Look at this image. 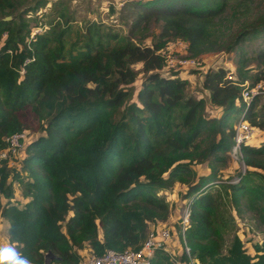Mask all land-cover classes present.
Here are the masks:
<instances>
[{
    "label": "trees",
    "instance_id": "16d2710c",
    "mask_svg": "<svg viewBox=\"0 0 264 264\" xmlns=\"http://www.w3.org/2000/svg\"><path fill=\"white\" fill-rule=\"evenodd\" d=\"M229 1L129 0L133 30L150 18L160 22L149 45L100 21L73 26L65 8L31 34L23 15L44 0H0V148L10 133L43 132L20 159L29 198L21 208L0 206L8 239L29 264H77L84 248L136 249L149 223L168 217L170 203L156 190L174 181L185 185L180 196L189 201L184 238L194 264H264L263 240L252 243L251 255L236 234L224 252L221 246L234 228L229 207L264 208V141L240 146L245 170L238 182L220 176L234 123L242 118L264 130V97L241 99L244 81L264 79V9L254 13V0H236L227 11ZM258 36L257 71L249 74L251 57L240 43ZM168 37L184 40L189 57L234 50V75L208 67L200 80L207 101L187 93V79L162 71L156 50ZM136 62L143 77L134 91ZM199 163L205 174L193 168ZM5 179L1 166L0 191L9 198ZM170 257L156 249L151 264H175Z\"/></svg>",
    "mask_w": 264,
    "mask_h": 264
},
{
    "label": "rangeland",
    "instance_id": "374dc122",
    "mask_svg": "<svg viewBox=\"0 0 264 264\" xmlns=\"http://www.w3.org/2000/svg\"><path fill=\"white\" fill-rule=\"evenodd\" d=\"M128 1L129 0H44V3L39 6L36 10H31L28 12L26 11V14L23 16L27 19L28 25L31 29L30 33L32 34V31L34 32L38 29V27L39 31L46 29L49 26V22L57 19V10L65 8L67 14L71 17V24L73 26L82 27L86 19H92L103 22L104 24H108L111 28L120 31L121 33L129 34L133 37L135 41H140L142 44L150 45L153 41L156 40V35L159 33L160 30V22L150 18L145 28L141 29L140 24L133 30L131 27V23L135 16V10L132 6L127 3ZM254 1V13L257 12L259 9H264V0ZM233 4H236V0H230L229 6L226 8V10L230 11L233 7ZM168 38V42L165 41L162 47H164L165 43L167 42L169 48H171L174 45H172V43H169L170 41L182 40L179 37L174 39L171 37ZM240 44L246 54L251 57L247 64L249 74H253L257 71V66L255 65L252 56L255 50L262 45V38L260 36L249 37L244 39ZM196 58L199 61V65L196 68L191 67L184 70H178L179 68H176L175 70L169 71H176V73H180L181 75L185 74L184 77H188V79L186 78L188 81V84L186 86V92L189 94H193L196 97L201 96L207 101V94L205 93L206 91L200 87V80L203 72L208 67L214 68L217 66H223L224 68L230 70L231 73H233L234 75V61L236 58V53L234 50L224 49L216 52L203 53ZM132 66L137 71L136 76L133 82L131 83V86L135 91L143 77V72L140 70V62L133 63ZM186 74L192 75L188 76ZM260 81L261 85L264 87V79ZM260 98L262 97L260 96ZM135 99L136 98L133 93L131 96V100ZM206 114L213 116L216 114V112L215 110L210 108L206 111ZM29 117L30 115L27 117V121L29 120ZM29 123L31 125L35 124L33 120H31V122ZM23 131L25 134V140L29 141L43 133L40 130H36L34 127H32L31 129H24ZM257 133H259L258 130H256L255 135ZM263 134L264 132L260 133L258 135V139L255 136L254 138L252 137L249 143L256 145L262 142L260 138ZM27 143L28 142H26L25 145ZM234 160L235 159H232L228 155V162L224 167L221 168L220 176L224 180L229 179L232 175H234V173H236V170L238 169L240 163ZM20 161L11 164L8 169L4 167L6 169L5 183L10 182L12 194L11 197L6 198L0 191V206H3L5 202H8V204H13L21 208L23 207V203L29 198L24 197L22 195V181L25 176V178L27 179L28 177L25 172L21 171ZM194 168L196 172L206 169L204 163L202 165L195 166ZM175 182L176 181H174L172 185L177 184ZM175 190L178 195L177 197H180L181 200L180 195L182 192L177 189ZM156 192L159 195H165V197H167V193H175V191H173L172 189V186L169 188L157 189ZM180 200L177 199V201H175L173 198H168V201L170 203V209L168 217L165 220L167 221V224H171L172 222V225L174 226V232L172 233L171 241L168 244L167 253L172 256L170 257V260L175 264H183V262L186 261V256L180 252L181 240L177 225L179 210L181 208V204L179 202ZM229 211L234 218V228L232 232H228L223 235V240L221 243L222 252L225 251L226 246L229 244L232 234H236L242 240V245L244 246L243 248L245 250V253L248 255L254 254V247L252 246V243L254 242L257 243L263 240L261 244H257H260V246L264 248V221L261 220V216L264 215V208L260 207L259 210H250L245 204H242L238 210L229 207ZM70 213L71 212L68 211L67 214ZM170 215L175 217L174 220L170 221ZM150 224L151 223H149V227ZM7 227L8 221L0 215V246H5L9 244L13 246V243L10 242L8 239Z\"/></svg>",
    "mask_w": 264,
    "mask_h": 264
},
{
    "label": "built area",
    "instance_id": "2783aa9c",
    "mask_svg": "<svg viewBox=\"0 0 264 264\" xmlns=\"http://www.w3.org/2000/svg\"><path fill=\"white\" fill-rule=\"evenodd\" d=\"M167 42L164 47L156 50L157 53L163 56V72L175 70L176 68H179L178 70L191 67L196 68L199 65L196 57L187 56V44L184 40L170 41L169 43L174 45L171 48H169ZM228 71L231 73L230 70ZM243 84L247 87L241 92V99L244 103L247 104L254 95L264 97V87L261 85L260 80L251 86H247V81H244ZM256 130H258V127L251 125L247 120L242 118H239L234 123L232 144L228 150V155L240 164L236 173L229 179L224 180L225 182L230 184L236 183L244 173L245 165L242 161L240 146L246 143L250 144L249 141L252 137L254 138ZM28 141L25 140L23 130L6 135L4 137L5 144L0 148V167L8 169L14 162H19L24 155L25 143ZM180 207L177 221L181 240L180 252L186 256V261L183 264H194L195 259L190 255V248L184 238V230L189 223V201L183 199ZM173 232L174 227L172 224H167L165 221L156 222V224L152 223L147 230L144 240L136 249L125 248L123 250H115L106 248L101 254H96L93 250L84 248L80 251V259L77 264H151L152 256L156 249H163L168 252L167 247L171 241Z\"/></svg>",
    "mask_w": 264,
    "mask_h": 264
},
{
    "label": "clouds",
    "instance_id": "9594fccd",
    "mask_svg": "<svg viewBox=\"0 0 264 264\" xmlns=\"http://www.w3.org/2000/svg\"><path fill=\"white\" fill-rule=\"evenodd\" d=\"M0 264H29L12 245L0 246Z\"/></svg>",
    "mask_w": 264,
    "mask_h": 264
},
{
    "label": "crops",
    "instance_id": "0c3cea01",
    "mask_svg": "<svg viewBox=\"0 0 264 264\" xmlns=\"http://www.w3.org/2000/svg\"><path fill=\"white\" fill-rule=\"evenodd\" d=\"M184 75L185 74H183V75H181L180 73L179 74H177V76H179L180 78H185L184 77ZM186 75H188V76H190V75H192V74H186ZM202 77V76H201ZM187 79H188V77H186ZM185 78V79H186ZM206 94H207V92H205ZM208 109H210V108H208ZM211 109H213V110H215V112H216V114L215 115H217L218 114V111H219V109L218 108H211ZM258 131H259V133H257L256 135H255V137L258 139V135L260 134V133H262V132H264V130L263 129H259L258 128ZM260 140H262V142L264 141V134L262 135V137L260 138ZM259 144V143H258ZM251 145H254V144H251ZM257 145V144H256ZM228 162V161H227ZM198 165H202V163H199V164H194L193 165V168L195 167V166H198ZM206 167V166H205ZM224 167V166H223ZM222 168V167H221ZM195 169V168H194ZM196 171V170H195ZM208 171V169H207V167H206V169L204 170H200V171H198V172H196L197 174H205L206 172ZM175 183H177V184H174V185H172V189H173V191H175V193H173V192H171V193H167V197H166V199H168V198H170V199H174L175 201H177V199H179L180 200V197H177L178 195H177V192H176V190L175 189H177V190H180L181 192L184 190V188H185V185L184 184H182V183H179V182H175ZM181 201H182V199L179 201L180 202V204H181ZM176 209V208H175ZM174 209V210H175ZM174 216H172V215H170V217H169V219H170V221H172V220H174ZM167 219V218H166ZM165 222H167V221H165ZM171 224H173L172 222H171ZM174 227V226H173Z\"/></svg>",
    "mask_w": 264,
    "mask_h": 264
},
{
    "label": "water",
    "instance_id": "95a60500",
    "mask_svg": "<svg viewBox=\"0 0 264 264\" xmlns=\"http://www.w3.org/2000/svg\"><path fill=\"white\" fill-rule=\"evenodd\" d=\"M4 18H9V16H5Z\"/></svg>",
    "mask_w": 264,
    "mask_h": 264
}]
</instances>
